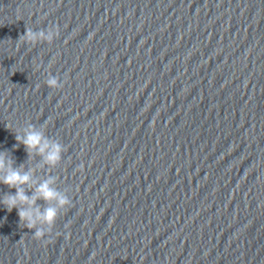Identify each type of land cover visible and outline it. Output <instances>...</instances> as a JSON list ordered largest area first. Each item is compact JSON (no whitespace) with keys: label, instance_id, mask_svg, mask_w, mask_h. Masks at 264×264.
Here are the masks:
<instances>
[{"label":"water","instance_id":"1","mask_svg":"<svg viewBox=\"0 0 264 264\" xmlns=\"http://www.w3.org/2000/svg\"><path fill=\"white\" fill-rule=\"evenodd\" d=\"M0 151L73 203L48 244L0 204V264H264V0H0Z\"/></svg>","mask_w":264,"mask_h":264},{"label":"clouds","instance_id":"2","mask_svg":"<svg viewBox=\"0 0 264 264\" xmlns=\"http://www.w3.org/2000/svg\"><path fill=\"white\" fill-rule=\"evenodd\" d=\"M60 35L61 29L58 25L39 31L26 28V33L19 37L18 42H24L32 47L42 43L51 46L60 38ZM45 83L54 91L61 90L63 87L59 78L52 75L48 76ZM43 127L38 128L29 122L13 133L17 144L22 145L27 151L29 160L39 156L49 168L57 169L63 162L67 148L60 141L49 138ZM0 185L15 190V194L9 192L3 195L0 204L9 213L13 210L17 211L20 226L32 230L33 238L44 244L53 242L50 237L58 220L73 207L69 190H61L57 187L55 176L50 175L42 182L38 181L32 169L24 165L17 167L8 151H0ZM40 201H43V206L39 203Z\"/></svg>","mask_w":264,"mask_h":264}]
</instances>
